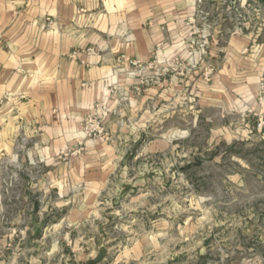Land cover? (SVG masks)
I'll use <instances>...</instances> for the list:
<instances>
[{
	"label": "crops",
	"instance_id": "0c3cea01",
	"mask_svg": "<svg viewBox=\"0 0 264 264\" xmlns=\"http://www.w3.org/2000/svg\"><path fill=\"white\" fill-rule=\"evenodd\" d=\"M206 6L212 24L208 59L216 68L210 80L197 72L164 74L137 91L130 61L155 53L159 60L187 57L183 41L191 34L186 22L193 0H0V163L39 171L0 175V199L11 181L48 185L44 195L55 199L51 209L61 215L53 240L65 225L73 247L81 244L77 258L85 263L94 256L84 248H102L107 213L100 205L107 184L130 182V164L169 148L164 135L170 130L157 123L171 110L189 100L197 106L195 117L208 108L225 123L246 106L259 109L264 0H211ZM113 86L118 92L108 100L110 136L88 139L86 115ZM221 130L224 136L233 132L228 124Z\"/></svg>",
	"mask_w": 264,
	"mask_h": 264
},
{
	"label": "rangeland",
	"instance_id": "374dc122",
	"mask_svg": "<svg viewBox=\"0 0 264 264\" xmlns=\"http://www.w3.org/2000/svg\"><path fill=\"white\" fill-rule=\"evenodd\" d=\"M190 72L207 81L201 69L180 76ZM196 110L189 100L179 111L171 110L157 123L170 130L164 135L169 148L130 164L125 172L133 176L130 182L107 184L100 205L107 213L100 229L107 254L98 264H264V130L257 129L259 109H233L225 123V117L213 115L217 111L203 108L195 117ZM211 116L215 118L208 121ZM223 124L233 131L229 136L222 133ZM109 136L108 130L106 137L95 139ZM35 172L33 167L0 163V175L18 178ZM47 186L24 180L4 185L0 264H86L77 258L81 244L73 247L65 225L53 240V224L61 215L51 209L55 199L44 195ZM84 250L87 257L98 253Z\"/></svg>",
	"mask_w": 264,
	"mask_h": 264
},
{
	"label": "built area",
	"instance_id": "2783aa9c",
	"mask_svg": "<svg viewBox=\"0 0 264 264\" xmlns=\"http://www.w3.org/2000/svg\"><path fill=\"white\" fill-rule=\"evenodd\" d=\"M209 1L211 0H193L194 11L186 22L190 26L191 34L183 41L187 53L186 58L175 55L165 60H159L155 53L154 57L147 61H130L135 69L131 74L136 73L138 76L137 84H135L137 91L160 75L174 73L180 76L189 69H201L202 77L207 81L210 79L215 65L208 59L211 46L210 28L212 25L210 22L211 12L206 6ZM159 49L158 46L156 52ZM147 71H152V74H146ZM259 88L264 89L263 79L260 81ZM117 92L118 88L113 86L110 89V95L105 96V98L95 102L90 107L84 121V130L88 139L103 138L108 135L106 122L111 113L108 100L112 94L114 95ZM258 102L259 110L255 115L257 116V129L261 131L264 130V97L259 96Z\"/></svg>",
	"mask_w": 264,
	"mask_h": 264
},
{
	"label": "water",
	"instance_id": "95a60500",
	"mask_svg": "<svg viewBox=\"0 0 264 264\" xmlns=\"http://www.w3.org/2000/svg\"><path fill=\"white\" fill-rule=\"evenodd\" d=\"M106 254H107V249L105 247H102L99 250V253L96 255V257L87 260L86 264H98L105 258Z\"/></svg>",
	"mask_w": 264,
	"mask_h": 264
}]
</instances>
